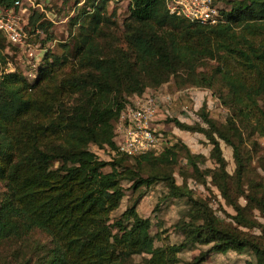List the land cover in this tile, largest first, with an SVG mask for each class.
<instances>
[{
    "label": "trees",
    "instance_id": "trees-1",
    "mask_svg": "<svg viewBox=\"0 0 264 264\" xmlns=\"http://www.w3.org/2000/svg\"><path fill=\"white\" fill-rule=\"evenodd\" d=\"M227 1L230 8L222 7L226 20L204 24L170 13L165 0H129L124 24L130 49H124L101 43L103 25L108 22L106 1L91 0L90 10L84 8L77 20L76 70L59 80H50V74L39 80L40 73L29 82L18 71L0 69V179L6 181L0 199V241L32 228L44 230L51 237L44 264H124L141 253L148 254L150 264H177L179 252L195 244L209 247L183 264H200L210 252L228 250L249 251L254 262L248 259L246 264H264V241L225 225L208 201L178 183L172 171L137 172L148 159L163 165L175 162L177 144L135 156L117 153L110 160L90 147L94 143L116 149L114 127L128 102L125 95L140 94L146 86L158 85L180 70L191 76V83L207 87L218 75L227 89L223 98L232 118H254L257 126L264 127V21L259 22L264 19V0ZM10 3L0 0V4ZM33 15L30 25L35 22ZM206 57L218 58L222 64L211 73L197 70ZM229 57L235 58L237 69L227 65ZM203 108L204 104L199 114L206 127L175 117L170 120L206 135L212 143L210 156L226 175L218 187L235 210L232 219L239 225L257 226L264 235V223L249 216L246 206L228 193L229 175L215 134L233 148L238 183L242 163L229 134ZM185 157L191 173H216L200 170L197 155L188 150ZM126 159H132L136 168L126 166ZM105 166L110 169L105 171ZM123 179L131 181L133 189L162 181L164 197H186L188 215L174 224L183 235L180 242L155 244L150 217L137 211L138 198L116 219L111 218L125 195ZM248 200L257 201L264 211L263 199ZM113 229L115 242L110 235Z\"/></svg>",
    "mask_w": 264,
    "mask_h": 264
},
{
    "label": "rangeland",
    "instance_id": "rangeland-1",
    "mask_svg": "<svg viewBox=\"0 0 264 264\" xmlns=\"http://www.w3.org/2000/svg\"><path fill=\"white\" fill-rule=\"evenodd\" d=\"M13 1L11 0L10 4ZM105 1L104 14L108 22L103 25L101 43L112 48L114 45L130 49L125 41L124 24L129 15V0ZM90 2L91 0H20L21 6L15 8V13L20 15L22 39L18 43H11L5 38L0 40L2 55L0 69L4 72L5 70L18 71L29 82H33L40 73L39 80H46L45 77H48V74H50V80H59L76 70L78 65L74 52L78 43L77 20L84 8L90 10ZM230 4L231 1H220V6L224 7V10L229 9ZM32 14H34L35 22L30 25L29 18ZM263 21L264 19L259 22ZM40 22H43L42 26ZM235 28L240 30V26ZM220 64L222 63L218 58L206 57L200 60L197 70L211 73ZM227 65L234 69L238 68V63L233 57L227 59ZM13 66L14 69L11 70ZM190 77L180 70L176 75H171L158 85L146 86L142 93L137 94L139 96L144 93L160 95L154 124L165 138L162 146L169 147L171 143L178 146L175 162L163 165L156 163L155 159H148L138 167L137 172L147 175L165 170L172 171L178 183L191 188L194 196L208 201L225 225L237 227L243 233L264 241V235L259 227L239 225L232 219L231 215L235 213V210L228 204L218 187V183L226 175L222 173L215 159L210 156L212 143L206 135L200 131L182 129L170 118L175 117L192 125L198 122L206 127L199 114L204 104L203 111L207 112L229 134L237 147L239 162L242 163V173L238 183L236 175L238 162L234 158L233 148L215 134L225 158L224 170L229 175L228 193L233 199L246 206L245 210L249 216L262 223H264V211L258 207L257 201L248 200V198L264 200V127L257 126L254 118L248 120L238 116L232 118L230 107L224 101L227 97V89L219 81L218 75L214 77L211 87L195 85L188 81ZM168 95L170 98H167ZM134 96L133 94L125 95L129 103L133 102ZM117 122L118 119L115 121V126ZM90 147L106 160L112 159L117 153L121 154L117 149L111 150L107 146L98 147L94 143L90 144ZM187 150L197 155L200 170L214 169L216 173L214 175L212 173L203 175L202 171L191 173L190 164L185 157ZM123 163L136 168L132 159H126ZM103 169L106 171L110 167L105 166ZM122 182L125 195L119 206L111 212V218L116 219L126 205L138 198L137 211L142 216L150 217V229L156 237L155 244L180 242L183 235L174 228V224L188 215L189 204L186 197H164L166 186L162 181L134 189L131 181L123 179ZM5 183V180L0 179V199L6 190ZM110 235L115 242V229L110 230ZM50 247L51 237L40 228H32L26 233L0 241V264H25L34 261L44 264ZM208 247L209 245L206 244H195L183 249L178 254L181 262L177 264L191 261L195 255ZM147 256L148 254L145 253L134 254L124 264H150L146 261ZM248 259L254 262V256L249 251L239 253L228 250L210 252L200 264H246Z\"/></svg>",
    "mask_w": 264,
    "mask_h": 264
},
{
    "label": "built area",
    "instance_id": "built-area-1",
    "mask_svg": "<svg viewBox=\"0 0 264 264\" xmlns=\"http://www.w3.org/2000/svg\"><path fill=\"white\" fill-rule=\"evenodd\" d=\"M165 3L170 13L191 21L216 24L226 20L220 0H165ZM20 6V0H14L9 5L0 4V36L11 43H18L22 39L20 15L15 13V8ZM10 69L13 70L14 66ZM159 96L136 94L133 102H127L119 111L114 140L120 153L135 156L156 152L162 147L165 138L154 124Z\"/></svg>",
    "mask_w": 264,
    "mask_h": 264
},
{
    "label": "crops",
    "instance_id": "crops-1",
    "mask_svg": "<svg viewBox=\"0 0 264 264\" xmlns=\"http://www.w3.org/2000/svg\"><path fill=\"white\" fill-rule=\"evenodd\" d=\"M155 117H156V115H155Z\"/></svg>",
    "mask_w": 264,
    "mask_h": 264
}]
</instances>
